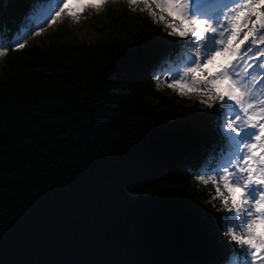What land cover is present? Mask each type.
I'll use <instances>...</instances> for the list:
<instances>
[{"label":"trees","instance_id":"16d2710c","mask_svg":"<svg viewBox=\"0 0 264 264\" xmlns=\"http://www.w3.org/2000/svg\"><path fill=\"white\" fill-rule=\"evenodd\" d=\"M32 0H0L6 42ZM94 43L25 45L0 73V264H221L219 201L195 179L206 111L155 85L163 26L121 14ZM147 41V43H146Z\"/></svg>","mask_w":264,"mask_h":264},{"label":"snow or ice","instance_id":"6c2138e0","mask_svg":"<svg viewBox=\"0 0 264 264\" xmlns=\"http://www.w3.org/2000/svg\"><path fill=\"white\" fill-rule=\"evenodd\" d=\"M110 0H32L31 18L16 38L0 43V57L19 51L63 18L105 10ZM115 2V0H111ZM163 24L169 52L158 65L168 89L196 96L211 110L217 142L198 183L210 188L230 249L221 264H264V0H125ZM0 32V41L4 40ZM147 43V41H146ZM243 46V47H242ZM219 59V63L217 60Z\"/></svg>","mask_w":264,"mask_h":264},{"label":"rangeland","instance_id":"374dc122","mask_svg":"<svg viewBox=\"0 0 264 264\" xmlns=\"http://www.w3.org/2000/svg\"><path fill=\"white\" fill-rule=\"evenodd\" d=\"M129 11L140 16L145 14L151 20L146 11L129 10L125 0H115V2H111L110 0L105 10L98 14L95 11L85 12L79 23H73L69 18L65 17L50 26H46V30L41 35L28 37V43L26 45L32 46L41 43H51L55 40H59L60 42L75 40L81 43L85 42L91 44L99 38L106 36L110 29L116 27L114 24H119L117 33L121 35L124 27L127 25L125 20L122 19L124 16L121 14H125ZM160 25L163 26V24ZM1 58L2 57H0V69L2 65ZM217 63H219V59ZM161 78L163 81L160 82V87L158 89L174 100L181 108H192V110H198L199 112L208 110L204 105L199 103L198 97L194 95L190 98L182 97L175 91L168 89L164 83L167 79L166 73Z\"/></svg>","mask_w":264,"mask_h":264}]
</instances>
